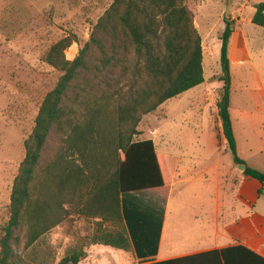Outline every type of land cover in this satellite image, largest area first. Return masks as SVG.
<instances>
[{
  "label": "trees",
  "instance_id": "obj_1",
  "mask_svg": "<svg viewBox=\"0 0 264 264\" xmlns=\"http://www.w3.org/2000/svg\"><path fill=\"white\" fill-rule=\"evenodd\" d=\"M82 45L66 36L46 54L61 74L44 98L25 141V158L14 183L10 219L0 230V264H45L34 244L71 212L111 229L99 230L88 245L70 250L59 264H80L86 246H105L132 254L136 264H264L242 244L180 259L154 262L160 248L164 213L143 208L134 193L166 190L175 182L178 159L156 151L152 140L134 141L142 118L171 99L205 83L202 37L188 0H112ZM254 25L264 29V2L255 5ZM234 29L226 19L221 42L223 88L217 102L221 131L243 178L264 185V173L238 155L230 97L228 58ZM80 47L74 60L66 52ZM97 52V63L91 55ZM61 145L41 167L55 131ZM39 173V174H38ZM39 186V196L33 191ZM55 191V192H54ZM28 230L24 250L20 235Z\"/></svg>",
  "mask_w": 264,
  "mask_h": 264
},
{
  "label": "rangeland",
  "instance_id": "obj_2",
  "mask_svg": "<svg viewBox=\"0 0 264 264\" xmlns=\"http://www.w3.org/2000/svg\"><path fill=\"white\" fill-rule=\"evenodd\" d=\"M199 1L188 0L186 5L194 15V25L202 40L208 43L204 45L202 41L205 83L144 116L137 128L139 135L134 138V141L152 140L158 153L178 159L181 163L178 182L171 196L166 190H150L134 193L132 199L143 208L169 215L180 205L181 214L192 213L198 217L190 228L182 227L181 233L194 228L195 235L203 240L204 230L213 224L216 211L220 210L221 215L223 207H229L228 199L234 200L241 171L226 141L219 142L217 138L221 122L216 105L223 88L219 81L222 75L219 36L224 28L220 16L227 1L234 0H201L198 4ZM112 2L0 0V230L10 219L11 195L25 158V141L34 129L44 98L61 77L46 63V54L66 36H76L84 45ZM250 11L252 5L247 8ZM79 50V45L74 44L66 52V58L74 60ZM98 55L97 52L91 55V64L97 63ZM249 67L234 71L233 76L230 70L234 77L231 98L235 124L232 125L239 137L240 150L244 152L264 142L263 127L251 123L247 129L237 117L242 110L251 108V92L264 88V70L260 85ZM60 145L57 130L47 146L39 172ZM238 155L242 158L239 151ZM181 177L191 183L181 184ZM39 191L36 185L33 198L39 196ZM65 207L68 210L63 223L40 238L31 249L34 257L45 264H59L70 250L88 245L97 231L111 229L110 225H100L71 212L68 205ZM27 233L25 229L20 235L23 244L19 252L24 250ZM229 238L228 235L219 237L224 243ZM184 241L187 244L191 239ZM85 251L87 258L80 264H136L132 254L109 247L90 245Z\"/></svg>",
  "mask_w": 264,
  "mask_h": 264
},
{
  "label": "crops",
  "instance_id": "obj_3",
  "mask_svg": "<svg viewBox=\"0 0 264 264\" xmlns=\"http://www.w3.org/2000/svg\"><path fill=\"white\" fill-rule=\"evenodd\" d=\"M261 2H264V0H257L256 2H251V0L245 2L241 0L227 1L226 7L221 11L220 16L224 24L223 33L226 29V19L229 20L234 29L229 42L228 52L232 76L234 75V71L244 69L248 65L250 66V70L253 71L254 76L259 80L260 85L263 83L262 76L264 70V29L254 25L252 18L255 13V5ZM249 5H252V12H247ZM222 35L219 36L221 47L222 42L220 38ZM203 44L205 45L206 42L203 41ZM233 85L234 77H232ZM260 89L251 92L249 97L251 108L244 109L237 115L238 121L245 128L247 127V129L251 123L257 127L264 128V88ZM232 105L233 101L230 97V113L232 124L234 125L235 120L232 115ZM233 129L235 133V128ZM246 132L248 131L246 130ZM235 136L237 150L242 157L241 159L249 167L264 173V142L260 143L256 148L250 147L249 152H244L240 150L237 133H235ZM249 136L251 138L250 134ZM180 164L176 171L175 182L170 188V196L178 182ZM239 176L234 200L228 199L227 203L229 207H223L221 215L220 210L216 211L213 216V224H209L208 228L204 230L206 235L203 240L195 235L194 228H191L192 230L187 232L184 231V233L180 231L182 227L190 228L193 225L198 219L195 214H181L182 207L180 205L170 215L164 213L160 248L153 261H170L221 250L238 244L244 245L264 258V185L255 179L243 178L242 171ZM180 182L181 184L191 183L190 180L182 177ZM225 235L230 237L226 243L219 239V237H224ZM182 237L184 238L183 240H181ZM186 238L191 239V242L186 244L184 241Z\"/></svg>",
  "mask_w": 264,
  "mask_h": 264
},
{
  "label": "water",
  "instance_id": "obj_4",
  "mask_svg": "<svg viewBox=\"0 0 264 264\" xmlns=\"http://www.w3.org/2000/svg\"><path fill=\"white\" fill-rule=\"evenodd\" d=\"M239 170L243 172L244 171V166H240Z\"/></svg>",
  "mask_w": 264,
  "mask_h": 264
}]
</instances>
